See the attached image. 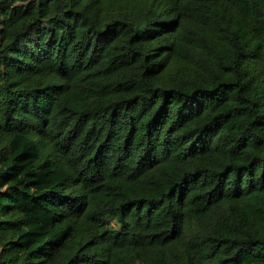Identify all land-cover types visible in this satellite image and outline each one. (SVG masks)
Masks as SVG:
<instances>
[{
	"label": "trees",
	"instance_id": "16d2710c",
	"mask_svg": "<svg viewBox=\"0 0 264 264\" xmlns=\"http://www.w3.org/2000/svg\"><path fill=\"white\" fill-rule=\"evenodd\" d=\"M0 264H264V0H0Z\"/></svg>",
	"mask_w": 264,
	"mask_h": 264
},
{
	"label": "rangeland",
	"instance_id": "374dc122",
	"mask_svg": "<svg viewBox=\"0 0 264 264\" xmlns=\"http://www.w3.org/2000/svg\"><path fill=\"white\" fill-rule=\"evenodd\" d=\"M112 224L113 225H117V222H116V220L114 218H112Z\"/></svg>",
	"mask_w": 264,
	"mask_h": 264
}]
</instances>
